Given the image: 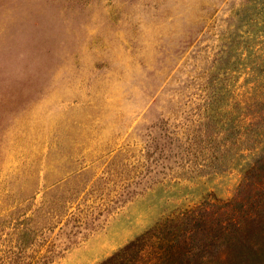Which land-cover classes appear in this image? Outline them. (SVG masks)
I'll list each match as a JSON object with an SVG mask.
<instances>
[{"label": "rangeland", "instance_id": "obj_1", "mask_svg": "<svg viewBox=\"0 0 264 264\" xmlns=\"http://www.w3.org/2000/svg\"><path fill=\"white\" fill-rule=\"evenodd\" d=\"M260 157L264 0H0V264H175L199 208L230 264Z\"/></svg>", "mask_w": 264, "mask_h": 264}, {"label": "trees", "instance_id": "obj_2", "mask_svg": "<svg viewBox=\"0 0 264 264\" xmlns=\"http://www.w3.org/2000/svg\"><path fill=\"white\" fill-rule=\"evenodd\" d=\"M254 170L258 167L262 169L264 167V158L260 157L254 162ZM248 185V184H247ZM246 185V186H247ZM245 184H242L237 192L241 195V189L243 187H246ZM254 189L259 190L260 192L263 193L264 195V188H258V187H253ZM217 204V205H216ZM211 209L217 208V209H224L226 211H234V212H239L241 211L243 204L241 200H239V195L235 196L229 201L223 202V203H213L209 204ZM202 209L199 208L198 211L194 212L193 216L191 214H186L182 215L177 220V225L179 228L185 229L183 234H184V239L181 242H178V248L181 246L180 250L177 251V258L175 260V264H194L196 262H200L203 252L205 250V247L207 244L205 241H203L202 237H199V229L202 228V225L204 224L203 222H206V220L203 221V213L201 212ZM192 213V212H191ZM191 217V218H190ZM190 218V219H188ZM240 227V224L237 222L231 223V225ZM190 225V227H189ZM223 229H227V227H223ZM222 231V230H221ZM226 231V232H225ZM191 232V234H189ZM188 234V236H187ZM224 237L226 238V252L223 253L224 255V260H234L233 262H230V264H264V241H263V246H259V248L254 249V245L250 243V245L244 249V247L248 244L245 241H240L237 237L234 238L233 232L229 230H223ZM262 234V233H259ZM258 235V234H257ZM214 239L219 238L218 235L213 234ZM224 242V241H223ZM213 245L215 246L216 243L215 241L212 242ZM241 245V246H240ZM231 257V258H230ZM102 264H107V263H102Z\"/></svg>", "mask_w": 264, "mask_h": 264}]
</instances>
